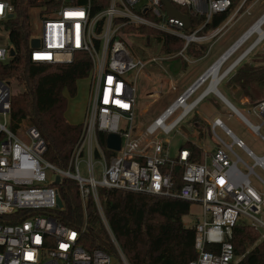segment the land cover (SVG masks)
<instances>
[{
	"label": "built area",
	"instance_id": "built-area-1",
	"mask_svg": "<svg viewBox=\"0 0 264 264\" xmlns=\"http://www.w3.org/2000/svg\"><path fill=\"white\" fill-rule=\"evenodd\" d=\"M169 1L179 10L184 7L196 18L202 17L204 22L188 32L191 21L189 28H185L184 20L171 15L164 0H109L98 10L94 9L95 0H62L52 11L39 13V35L32 38H38L40 44L31 46V61L72 63L78 52H85L91 62L89 103L79 142L68 167L61 168L45 158L47 144L36 126H24V136L19 132L21 124L13 129L12 80L0 78V264H130L107 219L99 188L180 198L201 205L202 216L194 224L197 257L186 264H236L239 258L232 239L233 228L239 222L258 230V241L264 240L260 230L264 228V220L258 217L264 209V197L250 179L254 174L264 184L254 169L255 166L264 169V156H257L220 117L212 122V137L218 145L211 154L203 151L199 161L193 160L188 148L181 146L173 155L167 140L149 138L159 130L169 133L176 129L211 94L221 98L254 132L260 133L264 124V99L249 106V111L262 119L261 124H253L225 100L219 84L256 49L264 52V25L259 30L254 28L264 13L232 44L244 37L241 42L244 46L256 34L224 70L226 74L219 82L213 86L212 79L204 77V71L139 133L134 123L136 86L130 74L142 71L157 58L144 60L135 55L121 35L129 34L124 31L125 27L136 25L174 34L185 41L179 52L183 55L191 42L204 43L227 26L228 22L210 35L201 31L215 14L229 10L233 2ZM13 11L11 2L0 0V35L4 31L10 34L8 19L13 17ZM12 49L15 50L11 37L6 45L0 42V62H9L15 56L16 50L12 55ZM218 127L232 142L226 143L216 134ZM99 133L105 134L104 142ZM109 133L120 134L119 150L108 147ZM234 145L243 149L254 164H247L234 151ZM239 163L247 170L241 169ZM83 167L86 175L82 173ZM96 168L100 177L96 175ZM177 174L181 176V184L174 181ZM57 176L61 181L68 178L76 182L83 198L93 196L113 245L112 252L85 247L78 229L60 222L48 212L59 208L57 197L61 195L55 184Z\"/></svg>",
	"mask_w": 264,
	"mask_h": 264
},
{
	"label": "trees",
	"instance_id": "trees-1",
	"mask_svg": "<svg viewBox=\"0 0 264 264\" xmlns=\"http://www.w3.org/2000/svg\"><path fill=\"white\" fill-rule=\"evenodd\" d=\"M14 6L13 17L8 19L15 56L6 63L0 62V78L16 80L22 86L13 92L11 120L13 129L22 122L36 126L46 141L45 158L56 166L67 168L83 131L84 123H71L65 113L68 98L77 93V82L89 77L91 62L85 52H78L72 63L37 64L31 61L32 22L30 11L40 9V14L58 7L62 0H8ZM239 0H233L226 12L215 14L201 31L211 34L228 19ZM109 0H95V10L105 7ZM191 21L192 31L204 19L196 18L184 7H179ZM124 31L146 34L161 44L168 56L180 51L184 39L156 29L129 25ZM208 50L205 43L191 42L186 52L201 58ZM146 60L145 55L137 54ZM228 88L241 92L251 104L264 99V63L254 64L244 59L225 78ZM223 79L222 81H224ZM222 83V82H221ZM200 123V122H199ZM103 142L104 133H99ZM182 147L192 151V158L199 161L202 147L186 141ZM182 183L180 174L174 177ZM64 206L50 209L60 222L76 228L81 240L89 249L103 248L113 251L108 233L104 229L93 196L83 198L76 182L63 178L57 185ZM99 195L109 223L120 242L130 264H186L197 257L195 225H187L183 217L190 212V202L132 191L99 188ZM260 232L246 223L233 228V245L236 264H264V240L258 241Z\"/></svg>",
	"mask_w": 264,
	"mask_h": 264
},
{
	"label": "rangeland",
	"instance_id": "rangeland-1",
	"mask_svg": "<svg viewBox=\"0 0 264 264\" xmlns=\"http://www.w3.org/2000/svg\"><path fill=\"white\" fill-rule=\"evenodd\" d=\"M244 0H239L235 9L220 26L228 22L227 26L222 31L205 41L208 50L203 57H194L188 52L183 55L171 54L172 58H164L168 56L163 54L161 44L152 36L147 37L146 34L121 33L122 37L128 44L129 48L137 54L145 55L146 58L155 57L153 61L140 72H131V79L136 86V109L134 116V123L139 133H143L147 125H149L162 111L169 106L175 98L190 85L200 74L210 67L243 33L264 13V0H245L241 8L239 6ZM239 8V9H238ZM40 9L34 8L30 11V18L32 22V36L39 35L37 24L39 23ZM204 34L210 33V31ZM213 33V32H212ZM211 33V34H212ZM210 35V34H209ZM256 34L244 45L240 50L234 53L222 66L224 71L240 54L241 52L254 40ZM0 42L6 45L10 42V34L4 31L0 35ZM246 61L254 64L264 63V52L256 49L246 57ZM225 79L219 84V90L226 96L230 103H232L238 110H240L253 124H261L262 119L253 115L246 105L242 104L241 92H233L227 86ZM11 87L13 92L22 88L16 80H12ZM204 88L198 90L190 100L194 99ZM91 89V78L85 77L77 82V93L75 96L68 98V106L66 110V117L71 123L84 122L87 114L89 95ZM215 117H220L223 122L229 127L239 138L244 140L245 144L259 157L264 156V124L260 127V133L254 132L238 115L232 112L228 105L217 95L211 94L202 100L194 110L186 117V119L179 124V126L164 133L161 130L149 135L152 140L168 141V148L171 154H176L177 150L186 142L191 141L200 145L203 149H216L218 141L206 136L208 129ZM196 122L200 124L195 126ZM122 123H125L124 118ZM29 125L26 122L21 123L20 135L24 136V126ZM200 131H199V130ZM211 134H212V128ZM216 134L222 138L226 143L232 142L231 137L225 134L221 128H216ZM200 135V136H199ZM205 136V137H203ZM203 137V138H200ZM234 151L249 165L254 164V160L246 154V152L233 146ZM239 167L247 170L244 164L239 163ZM255 172L264 180V169L260 166L254 167ZM96 175L100 177L98 168L95 169ZM82 173L86 175V169L82 168ZM252 184L263 194L264 184L254 175L251 174ZM202 216V207L197 203H192L190 212L183 217V221L187 225H193ZM258 217L264 220V209L258 214ZM248 223L249 221L246 220ZM262 233L264 228L260 227ZM117 264H121L118 262Z\"/></svg>",
	"mask_w": 264,
	"mask_h": 264
},
{
	"label": "water",
	"instance_id": "water-1",
	"mask_svg": "<svg viewBox=\"0 0 264 264\" xmlns=\"http://www.w3.org/2000/svg\"><path fill=\"white\" fill-rule=\"evenodd\" d=\"M164 4L166 5V8H167L168 12L171 15L176 16V17H179L182 20H184V22H185V28H189L190 19H189V16L188 15L184 14L179 9H177L175 6H173L169 0H164ZM11 16H13V14H11ZM39 44H40V40L38 38H32L31 39V46L32 47H38ZM233 46L234 45L230 46L229 49L232 48ZM227 51H228V49L215 62H213V64L216 63L219 59H221ZM11 54L12 55L15 54V50L14 49L11 50ZM209 69H210V67L205 71V74L207 73V71ZM224 74H226V72H224L223 75ZM224 98H225V100H227L229 102V100L226 97H224ZM107 145L111 149L119 150L120 149V146H121V136H120V134H118V133H109L107 135ZM60 181H61V177L60 176H57L56 177L55 184H59ZM57 206L59 208H62L64 206V202H63V200H62V198L60 196L57 197Z\"/></svg>",
	"mask_w": 264,
	"mask_h": 264
},
{
	"label": "bare ground",
	"instance_id": "bare-ground-1",
	"mask_svg": "<svg viewBox=\"0 0 264 264\" xmlns=\"http://www.w3.org/2000/svg\"><path fill=\"white\" fill-rule=\"evenodd\" d=\"M264 25V17L260 19V21L254 26L256 30L262 28ZM244 37L238 41L232 48H228V51L224 54V56L219 59L216 63L210 66V69L207 71L204 77H209L212 79V85L214 86L219 80L222 78L224 71H222V66L231 57L237 50L240 49L242 46L241 42L243 41Z\"/></svg>",
	"mask_w": 264,
	"mask_h": 264
},
{
	"label": "crops",
	"instance_id": "crops-1",
	"mask_svg": "<svg viewBox=\"0 0 264 264\" xmlns=\"http://www.w3.org/2000/svg\"><path fill=\"white\" fill-rule=\"evenodd\" d=\"M221 84V83H220ZM222 93V92H221ZM223 96L224 97H226L224 94H223ZM241 101L243 102H246L247 101V99L246 98H242L241 99ZM248 102V101H247ZM243 104V103H242ZM243 105H246L248 108H249V106L251 105V103H245V104H243ZM65 116H66V113H65ZM66 119H67V117H66ZM68 120V119H67ZM69 122H70V120H68ZM198 124H200L199 122H196V124H195V126L197 127V125ZM210 128H212V124H211V126L209 127V128H207L208 129V133L206 134V136H209L210 135V137L212 138V134H211V129ZM199 130V129H198ZM200 131V130H199ZM200 136V135H199ZM203 137H205V136H203ZM203 137H200V138H203ZM249 148V147H248ZM202 150H203V148H202ZM214 150L215 149H213L212 151L211 150H209V149H204L203 151H206V152H209V154H211V153H213L214 152ZM202 151V152H203Z\"/></svg>",
	"mask_w": 264,
	"mask_h": 264
}]
</instances>
